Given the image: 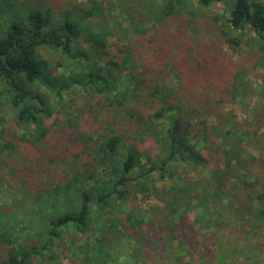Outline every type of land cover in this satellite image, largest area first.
<instances>
[{
	"label": "trees",
	"instance_id": "1",
	"mask_svg": "<svg viewBox=\"0 0 264 264\" xmlns=\"http://www.w3.org/2000/svg\"><path fill=\"white\" fill-rule=\"evenodd\" d=\"M190 1L164 0L155 12V23H164L168 18L186 14L187 11L190 13ZM195 2L197 9L203 13H210L216 3H223L227 16L221 17L223 22L220 30L225 37H228L231 30L253 31L264 42V0ZM101 11L102 6L80 8L77 16L67 11L63 16L55 18L51 10L34 7L28 0H0V103L3 102L0 107H10L15 126V129L12 128L11 139L7 138L6 129L3 130L6 120L0 117L1 190L5 182L2 165L20 157L22 163L31 161L19 151V141L38 147L47 140L49 127L46 119L54 116L55 103L62 107L67 104L72 109V115H77L78 107L72 108L67 103H75L71 97L75 90L100 100L98 102L105 97L109 107L124 108L128 104L138 103L141 107L148 106L147 118L135 113L136 117L130 115L131 122L139 128L145 125V133L156 139L160 153L155 159L148 157L147 162L143 163L141 151L134 144L136 138L126 143L123 135L116 133L111 125L109 134H104V140L100 142V157L96 161L82 167L79 157L86 153L85 149L83 153L72 155L68 161L59 162L63 171H76L72 180L46 191L47 197L44 198L43 194L39 200L24 192V207L21 209L29 214L34 211L28 205L35 206L37 216H34V220L37 219V224H40L37 226L29 217L28 222L32 228L29 231V243H21L13 235H20L15 228L0 230V264L52 262L55 243L65 234L73 232L86 235L94 225V212L105 213L113 204L125 201L133 195L130 192L134 186L138 185L142 189L151 184L155 173L157 180L162 182L166 177L173 179L174 166H178V162H183L189 170L202 168L204 176L198 179L197 186H172L166 191L162 186H155V193L165 194L160 218L145 220L144 216H138L133 210L127 215L126 222L116 217L109 224L104 223L94 232L96 254L91 260L93 263L88 264H134L136 258L143 260L144 244L151 241L160 246L164 241L167 251L177 241L184 245L186 242L178 239L180 233L186 235L183 215L190 210L197 213V220L213 230L218 229V225H230L236 226V231L241 232L245 226L254 230L264 225V182H260L258 172L259 168H264V161L253 158L243 148L244 144L249 146L252 139L239 134L233 141L229 140L228 135H238L232 126L236 120L221 124L223 127L218 131L222 134L218 132L213 142L209 140L213 133L208 134L207 128H203L199 135L193 133L190 111L186 108L184 110L179 104H182L181 100L175 97V100L170 101L166 95L167 89L172 88L158 85L157 81L153 82L142 72H138L139 76L135 67L136 55L130 57L128 53L130 44L137 37L146 36L150 28L144 29L140 19H135L133 12H127L128 29L123 30L125 36L122 38L116 32L122 24H117V20L112 17L117 14L109 11V16L103 18ZM81 13L84 16L80 17ZM99 14L102 15V22L95 25L86 24L82 19ZM215 19L217 21V16ZM108 36L118 39L116 46L121 47L123 60H110L108 64L102 65L99 62L106 55L104 43ZM83 37L88 42L87 50H81L76 43ZM228 40L233 41L230 37ZM125 52L127 56H124ZM58 68L59 73L53 74L52 71ZM147 93L150 100L144 99ZM67 97L71 98L66 100ZM150 103L156 104L152 113L149 112L152 108ZM227 125L229 127H225ZM80 136L88 142H94L91 135ZM14 138L17 142H14ZM201 138L206 141L202 144L203 149L216 153L213 167L194 146V141L200 143ZM88 148L92 151L90 146ZM89 155H93V152ZM98 166L103 173L98 172ZM83 168H87L86 172ZM261 170L260 175L263 176ZM233 183L238 184L237 193L233 192L234 187H237ZM189 184L192 186V182ZM3 189L0 190V210L5 205L2 197H5L7 188L3 186ZM147 189L144 188L143 192ZM26 200L28 203H25ZM7 214L13 216L10 211ZM150 233L153 237H150ZM5 247L8 248L7 257L3 258ZM77 258L86 263L90 256L86 252L83 258Z\"/></svg>",
	"mask_w": 264,
	"mask_h": 264
},
{
	"label": "rangeland",
	"instance_id": "2",
	"mask_svg": "<svg viewBox=\"0 0 264 264\" xmlns=\"http://www.w3.org/2000/svg\"><path fill=\"white\" fill-rule=\"evenodd\" d=\"M28 2L34 7L51 10L55 18L63 16L67 11L77 16L80 8L102 6L103 11L100 14L103 18L106 15L109 16L110 12L117 14L112 17L117 20V24H122L116 30L122 38L125 36L123 30L128 29L126 13L133 12L135 19H140L143 23L144 29L150 28L146 36L137 37L129 46L130 57H133V54L136 55L134 56L137 74L142 72L148 79L153 82L157 81L158 85L172 88L173 90L167 89L166 91L169 100H175L176 97L182 101L183 105L181 102L178 103L184 107V110L188 109L192 116L193 133L199 135L203 128H207L208 134L213 133L209 137L210 142H213L218 132L222 134L218 131L223 127L221 124L236 120L232 126L236 128L238 135L235 137V133L228 135L229 140L233 141L239 137V134L249 137L252 143L249 146L244 144L243 148L253 158L260 162L264 161V42L260 41L253 31L231 30L228 37H225L220 30L223 22L221 17L227 16L224 13L223 3H216L210 13H203L197 9L195 0H192L190 1L192 4L189 8L190 13L187 11L186 14L174 15L166 22L157 24L155 23V12L160 9L164 0H28ZM100 14L93 18L82 19L86 24L95 25L102 22ZM82 16L84 14L81 13L80 17ZM214 16H217V21ZM229 37L233 41H229ZM117 42L118 39L115 36L105 37L106 55L99 64L106 65L110 60L119 62L123 60V55L120 54L122 49L116 46ZM76 43L81 50L88 49V42L84 37ZM126 44L129 45L127 42ZM127 54L125 52L124 56ZM59 71L58 68L52 73L58 74ZM71 97L75 103L70 101L67 103H70L72 108L78 107L77 115H72V109H69L67 104L62 107L55 103L54 116L46 119L49 127L47 140H44L38 147L19 141V151L31 159L29 163H22V157H20L12 163L2 165L5 182L2 190L0 186V190H4L3 186L7 190L5 197H2L5 205L0 210L3 214L0 216V230H5L7 227L15 228L20 235L17 233L13 235L20 242H31L29 231L32 228L28 221L30 218L34 220V216H37L35 206L28 205L29 209L34 211L29 214L22 211L24 192L32 194L35 200H39L43 194L44 198L47 197L46 191L72 180L76 171H63L59 162L68 161L72 155L83 153L85 149H87L86 153L79 157L82 167L88 162L96 161L100 157L98 153L100 142L104 140L102 139L104 134H109L111 125L116 133L123 135L126 143L130 141L129 139L136 138L133 142L141 151L143 163L147 162L148 157L155 159L160 153L156 139L145 133V125L139 128L131 122V114L136 117L135 113H139L147 118L148 106L142 105L141 107L138 103L128 104L124 108L109 107L105 97L104 100L98 102L100 100L76 90ZM71 97H67L66 100ZM144 99L150 100L148 93ZM149 105L152 107L149 112L152 113L156 104L150 103ZM0 110V117L6 120L3 130L6 129V137L11 139L15 129L14 114L7 105L0 107ZM80 134L93 136L94 142H88ZM13 140L17 142L15 138ZM199 140L200 143L194 141V146L196 145L201 155L210 161V167H213L216 153L213 150L211 152L203 149L202 144L206 141L202 138ZM91 152L93 155H89ZM178 164L174 166L176 169L173 179L166 177L162 182L157 180V173H155L152 175L151 184L145 185L148 188L145 192L143 189L146 187L141 189L138 185L134 186L130 192L133 195L125 201L113 204L105 213L94 212L92 219L94 225L90 231L86 235L73 234V232L69 233L71 235L65 234L55 243L52 262L46 261L44 264L93 263L91 260L96 254L97 246L94 241V232L98 231L104 223L109 224L116 217L126 222L127 215L133 210L138 213V216H144L145 220L159 219L165 194L155 193V186L157 188L162 186L165 191L172 186L184 185L192 188L196 187L198 179L204 176L202 168L194 171L189 170L183 162H178ZM98 168V172H104L99 166ZM86 169L83 168L84 172ZM260 170L261 168L258 169L260 182H264V168L261 170L263 176L260 175ZM82 182H84L83 179ZM189 182H192V186ZM233 184L237 185L233 190L237 193L238 184ZM14 189L16 191H13ZM51 194L52 192L49 196ZM135 195L136 199H134ZM25 203L28 201L26 200ZM9 211L13 213V216L7 214ZM183 218L186 235L180 233L178 240L185 241L184 245H180L177 241L167 251V244L164 241L162 246L152 241V243L146 242L142 250L141 259L143 260L136 258L133 263L264 264V225L254 230L245 226L241 232L236 231V226L230 225L222 227L218 225L216 226L218 229L213 230L207 224L197 220V213L194 211H187ZM37 223V219L34 220V224ZM210 224L213 223L210 221ZM247 232H249L248 235ZM150 237H153L151 233ZM113 238L116 240V236ZM5 249L3 248V258L7 257L8 248L5 247ZM86 252L90 256L86 263L78 260L77 257L83 258Z\"/></svg>",
	"mask_w": 264,
	"mask_h": 264
}]
</instances>
